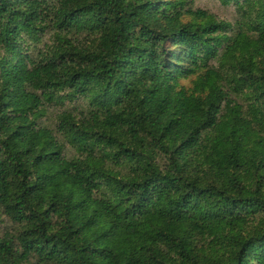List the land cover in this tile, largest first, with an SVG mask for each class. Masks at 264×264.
<instances>
[{
    "label": "trees",
    "instance_id": "1",
    "mask_svg": "<svg viewBox=\"0 0 264 264\" xmlns=\"http://www.w3.org/2000/svg\"><path fill=\"white\" fill-rule=\"evenodd\" d=\"M220 1L0 0V264H264V0Z\"/></svg>",
    "mask_w": 264,
    "mask_h": 264
},
{
    "label": "rangeland",
    "instance_id": "2",
    "mask_svg": "<svg viewBox=\"0 0 264 264\" xmlns=\"http://www.w3.org/2000/svg\"><path fill=\"white\" fill-rule=\"evenodd\" d=\"M194 9L206 10L211 14H214L220 20L233 21L236 17V12L233 6L223 5L220 0H194ZM187 86L190 82H184Z\"/></svg>",
    "mask_w": 264,
    "mask_h": 264
}]
</instances>
